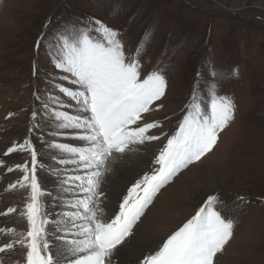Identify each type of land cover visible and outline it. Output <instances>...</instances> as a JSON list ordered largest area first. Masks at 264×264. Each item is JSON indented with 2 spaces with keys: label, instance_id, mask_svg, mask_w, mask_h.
Returning a JSON list of instances; mask_svg holds the SVG:
<instances>
[{
  "label": "rangeland",
  "instance_id": "1",
  "mask_svg": "<svg viewBox=\"0 0 264 264\" xmlns=\"http://www.w3.org/2000/svg\"><path fill=\"white\" fill-rule=\"evenodd\" d=\"M64 3V25L55 24L52 32L40 33L44 22L47 25ZM96 19L122 32L126 53H132L146 31L150 32L151 40L141 56V75L160 67L167 79L165 95L154 102L151 111L142 114L139 122L158 121L159 126L148 134L160 138L145 142L150 149L148 162L140 168L131 165L129 173L138 168V176L131 182L124 180L127 189L159 167L156 157L186 113L198 71L201 93L206 94L214 81L218 93L230 97L235 104L234 119L220 132L213 150L181 169L162 187L135 225L155 234L162 246L195 215L209 194H216L221 201L218 209L234 221V235L218 254L217 264H264V0L0 2V213L15 209L6 219L7 229L15 231L1 233L0 246L20 240L29 228L27 216L22 213L30 202V182L20 187L18 182L25 172L16 168L27 164L31 176V152L18 147L25 140L37 153L40 217L49 221L44 226L46 239L52 229L57 233L67 222L66 212L77 211L66 203L75 200L68 197L70 187L80 183L65 182V176L70 175L67 166L74 164L63 163L67 160L63 156L71 154L54 145L69 144L77 139L72 132L81 131L59 128L62 121L55 116L56 112L83 116L79 104L60 90L79 86L72 83L70 73L55 67L57 49L51 45L65 26H84ZM44 34L46 46L37 47ZM213 70L216 77L211 75ZM13 120L20 121L23 132L14 128ZM13 146L17 150L8 153ZM9 168L13 171L9 172ZM77 171L85 174L81 168ZM44 173L54 181L50 189L43 182ZM13 184L17 186L10 188ZM50 193L63 206L52 220L47 214ZM80 194L84 196L81 191ZM4 216L0 215V219ZM10 251L14 259L0 264H26L25 246L16 244Z\"/></svg>",
  "mask_w": 264,
  "mask_h": 264
},
{
  "label": "snow or ice",
  "instance_id": "2",
  "mask_svg": "<svg viewBox=\"0 0 264 264\" xmlns=\"http://www.w3.org/2000/svg\"><path fill=\"white\" fill-rule=\"evenodd\" d=\"M54 39L51 47L57 49L55 67L70 73L74 78L72 83L79 86L75 90L65 87L60 90L75 100L81 111L90 114L81 117L67 112L55 113L56 119L62 121L59 128L81 130L75 133V138L84 141V147L64 143L54 147L74 157L63 163H75L84 170V175L70 176L65 181H79L77 187L84 196L67 202L77 209L64 214L69 218L70 227L62 235L54 233L46 239L44 226L49 221L40 217L37 153L30 141L25 140L18 147L31 152V176L27 164L16 168H23L25 172L19 186L25 187L24 182H30V202L22 213L27 216L29 228L20 240L0 246V253L14 250L15 245L20 244L27 248L26 264H113L116 255L125 250L135 258L123 264H217L218 254L234 235V221L222 215L218 209L221 201L216 194H209L195 215L147 255L136 248L133 226L162 187L181 169L213 150L220 132L234 119L233 100L220 95L214 81L208 85L206 94L201 93L198 71L186 113L156 157L159 167L128 188L118 213L114 218H107L101 207L102 177L114 163L135 151L134 146L160 138L148 134L150 129L159 126L158 121L142 125L139 122L142 114L151 111L154 102L165 95L167 79L160 67L141 75V56L151 40L150 32L146 31L132 53H126L122 32L99 19L84 26H65ZM42 41L43 37L38 39L37 47ZM211 75L216 77L217 73L213 70ZM16 150V146L9 147L8 153ZM16 186L13 184L10 188ZM12 212L15 209L8 208L0 215ZM14 231L0 228V233ZM53 239L60 240L65 250L54 253L50 243Z\"/></svg>",
  "mask_w": 264,
  "mask_h": 264
},
{
  "label": "bare ground",
  "instance_id": "3",
  "mask_svg": "<svg viewBox=\"0 0 264 264\" xmlns=\"http://www.w3.org/2000/svg\"><path fill=\"white\" fill-rule=\"evenodd\" d=\"M80 107L81 106L79 105V108ZM81 114L83 115L82 117L90 115L89 113H85L83 111H81ZM13 125H14V128H16V130H19V132H23L24 128H23V125L21 126L20 121L15 120V122H14V120H13ZM11 129H13V127H11ZM72 134H75V133L72 132ZM69 144H72V145L74 144L77 147H84L85 146V142L81 141L79 139L72 140ZM134 147H135V149L139 148L140 150L137 151V149H136L133 152L127 153L126 156L124 157V159L122 160L123 162L118 161V162L114 163L112 165L111 170L108 172H105L103 177H102L101 190L104 192V196L101 197V200H102L101 207L104 208V215L107 218H114L115 212H117L119 209L118 202H120V200L124 196L125 191L127 189V185H126L127 182L125 183L124 180H128V182H131L134 178H136L138 176V173L135 172V170H137L140 167H143L144 164L146 162H148V154L150 152V149L147 146H145V144L136 145ZM64 156H63V158H65L67 160L74 159V157L72 155H69V154H64ZM73 164H74L73 166H71V165L67 166V169L70 170V175H67V177L65 176L66 180L70 176H73V175L75 176V175L80 174L77 171L79 168L77 166V164H75V163H73ZM134 164L138 168H136V169L133 168L134 171L132 170V172H131L132 174H131V173H129V170L131 169V165H134ZM45 174L46 173H44V175H43V182L45 184V187L47 189H50V188H52V186H54V181L51 179V177L46 176ZM68 197H72L75 199L78 197L83 198L82 194H80V189H79V187H77V185L75 187H74V185H73V187L72 186L70 187V193H69ZM48 205H49V209L47 211V214L50 216V218L52 220L53 218L56 217V214L59 211H61L60 209L63 206L60 204V202L57 200V198H55V197L53 198L52 193H50L48 196ZM67 209H68V207H66V210ZM11 215H12V213L7 215V216L3 215L4 217H2L0 219V228H4L7 230V228L9 226L6 223V219L9 218ZM68 221H69V219H67V222L65 221L66 223H64L63 225L60 224L61 230H58L57 233H56V231L54 232L52 229L51 230L52 233L49 235L52 236L54 233L56 235H62L64 233V231H66V229L68 227H70V224L68 223ZM77 223H82V221H77ZM63 228H65V230ZM73 231H75V230L73 229ZM133 232L136 233V237H137L136 248L139 249L140 251H142L144 255H147L150 252H154L155 249L157 250L158 246L161 244V240L158 237H156L155 234L153 235L151 232H149L146 229H141L138 225H135V227L133 228ZM0 235H1V233H0ZM50 243L52 245V251L54 253L65 250V245L60 240L53 239L50 241ZM137 254H139V252ZM12 255H13V253H11L10 250L5 252V253H0V262H4V263L9 262L11 258L14 259V257H11ZM134 258H135L134 255L129 253L127 250H125V251L120 252L116 255V257L113 261V264H123L124 261L133 260Z\"/></svg>",
  "mask_w": 264,
  "mask_h": 264
},
{
  "label": "trees",
  "instance_id": "4",
  "mask_svg": "<svg viewBox=\"0 0 264 264\" xmlns=\"http://www.w3.org/2000/svg\"><path fill=\"white\" fill-rule=\"evenodd\" d=\"M6 0H0V2L3 4ZM67 6L66 4H62L61 7L58 9L57 12H55V16L51 18V20L48 22L47 24V27H45V23L46 21L44 22V25L42 26V30L40 31L41 32H44L45 34H47L48 32H52V28L55 26V24H58V26H62L64 25L63 24V12L64 10H66ZM60 24V25H59ZM45 27V28H44ZM55 33V31H54ZM45 34H44V37H43V41L45 42ZM40 35V34H39ZM42 41V43L40 44V48H43V46H46V44ZM43 50V49H42ZM52 53H54L52 51Z\"/></svg>",
  "mask_w": 264,
  "mask_h": 264
},
{
  "label": "water",
  "instance_id": "5",
  "mask_svg": "<svg viewBox=\"0 0 264 264\" xmlns=\"http://www.w3.org/2000/svg\"><path fill=\"white\" fill-rule=\"evenodd\" d=\"M45 28V27H44Z\"/></svg>",
  "mask_w": 264,
  "mask_h": 264
}]
</instances>
